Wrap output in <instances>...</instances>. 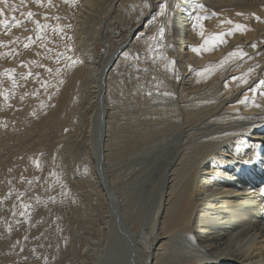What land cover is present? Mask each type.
I'll return each mask as SVG.
<instances>
[{
	"label": "rangeland",
	"instance_id": "1",
	"mask_svg": "<svg viewBox=\"0 0 264 264\" xmlns=\"http://www.w3.org/2000/svg\"><path fill=\"white\" fill-rule=\"evenodd\" d=\"M87 1L0 4V21L9 22L0 23V264H124L116 231L131 244L129 262L140 264L185 189L195 200L192 218L166 233L160 264H264V255L251 250L264 240V151L245 148L236 166L232 153L264 135V101L258 112L247 110L264 87L241 103L252 88L225 86L232 74H255L264 59V0H242V11L230 7L242 19L229 27L252 22L258 40H246L240 29L234 39L224 32L216 42L220 57L200 64L190 55V41L205 39L190 37L192 0ZM215 1L199 3L206 25L224 9ZM36 21L47 27L41 31ZM110 54L111 138L100 163L94 139L106 85L98 109L97 70L89 66L99 69ZM219 62L211 79H199V69ZM231 103L242 106L226 109ZM241 172L247 180L235 185ZM225 213L227 224L216 225ZM202 236L219 239L203 244Z\"/></svg>",
	"mask_w": 264,
	"mask_h": 264
},
{
	"label": "bare ground",
	"instance_id": "2",
	"mask_svg": "<svg viewBox=\"0 0 264 264\" xmlns=\"http://www.w3.org/2000/svg\"><path fill=\"white\" fill-rule=\"evenodd\" d=\"M92 0H88L86 5L90 4ZM157 1L158 0H151V2H153V5L157 4ZM204 1V0H203ZM208 1V0H207ZM202 0H192V2L190 3V8H192L193 10V14L194 15V21H192L193 24H189V28H190V32L192 33L190 35V37L193 39L194 38V34L195 33H198L200 34V25H203V31H204V35L205 37H211V36H215L216 34H223L222 38L224 36H226V34H224V32H227L229 35V37L231 38H236V36L238 35L237 33V28H233V27H229V23L228 21H235V22H238V21H241V14H240V11L239 12H236L234 11V9H230V7H233L235 6V9L236 10H241L240 9V4L242 3V0H216L215 2L219 5V7H221L223 10L222 13H218L216 18H213L212 16H209L208 18L211 19V23H209L208 25L204 24L203 23V19H201L199 22L197 21V17H206L208 12H205L206 10L203 9L202 7L200 8V5L199 3H201ZM82 3V2H81ZM152 4V3H151ZM150 4V5H151ZM85 5V6H86ZM149 5V4H148ZM160 5V4H159ZM209 5V4H208ZM189 6V5H188ZM229 8V9H228ZM242 8V7H241ZM148 9V8H146ZM185 10V9H184ZM243 11H245L243 9ZM244 14V12H243ZM263 14V13H262ZM146 15V14H145ZM143 15V16H145ZM212 15V14H211ZM214 19V20H213ZM193 20V19H192ZM88 21V20H87ZM206 21V20H205ZM251 21V20H250ZM243 23V22H242ZM245 24V23H244ZM138 26V24L136 25V27L134 29H136ZM243 26V25H241ZM252 26V22H251V25L250 27H244V36L246 38V40H253L254 38H256V35H257V30L255 28V30H253V28H251ZM264 26V25H263ZM262 26V27H263ZM264 28V27H263ZM139 29V28H138ZM135 31V30H134ZM239 32V31H238ZM262 32V31H261ZM132 33V32H131ZM135 33V32H134ZM260 33V32H259ZM241 34V33H240ZM241 34V35H242ZM130 35V32L128 34V37ZM242 35V36H243ZM131 36V35H130ZM201 36V35H200ZM127 37V38H128ZM202 37V36H201ZM258 37V36H257ZM126 38V39H127ZM257 39V38H256ZM140 40V39H139ZM138 40V41H139ZM142 40V39H141ZM140 40V41H141ZM188 40V39H187ZM195 40V39H194ZM223 40V39H222ZM230 40V38H229ZM245 40V39H244ZM245 40V41H246ZM258 40V39H257ZM185 41V40H184ZM224 41V40H223ZM190 55L191 56H194L197 57L199 59V64L200 63H203L204 60L208 57H211V56H218L220 54L219 50L221 49L219 47V49L217 48L219 45L217 44V47L215 46L213 49L211 50H204V49H201V51L198 53L196 51H193V47H201L202 45H204V40L202 43H200V45H196V44H193V41H190ZM231 42V41H229ZM261 42V41H260ZM198 43V42H197ZM249 43V42H247ZM262 43V42H261ZM228 44V43H227ZM246 44V43H243V45ZM247 45V44H246ZM260 46V45H259ZM263 46V45H262ZM223 47V46H222ZM225 47V46H224ZM264 47V46H263ZM225 49V48H224ZM261 49V48H260ZM115 50V49H114ZM223 50V49H222ZM248 50V49H247ZM112 51V50H111ZM253 51V50H252ZM113 53V52H112ZM223 53V52H222ZM221 53V55H222ZM112 55L113 54H110L106 60L104 61V63L102 64V66L99 67V69H96L94 68L92 65L89 66V70H97L96 72L93 71L91 73H95L94 77H95V84L96 86L94 87L95 89V92H94V98L96 100V107L98 106V109H99V94L101 93L100 90H101V87H102V76H103V71L105 70L106 67H108V65H110V63H112ZM90 56V53H86L85 54V59L84 61H87ZM220 57V55H219ZM209 59V58H208ZM119 60V59H118ZM197 60V59H196ZM226 60V59H225ZM255 60V59H254ZM224 61V60H223ZM251 61V60H250ZM253 61V60H252ZM120 61H116L115 64L112 66V71L117 67L118 63ZM198 62V60H197ZM213 62V61H212ZM86 63V62H85ZM209 63V62H208ZM251 63V62H250ZM222 62H219L217 65L216 64H208L207 66H205L203 68V70H200L199 69V72H198V68L197 69V75L199 77L200 80H209L211 79L215 73H217L219 71V69L221 68L222 66ZM249 64V63H248ZM226 65V64H224ZM245 66V65H244ZM243 66V67H244ZM256 66H258L256 68V72L255 74H253L252 72H247V73H244V74H241V75H237L238 73H235V74H232L233 77L227 79V82L225 84V86H231L233 85L235 82H240L242 85H244V89L247 87L248 85V88H252L250 90H247L245 93H244V96L242 97V101L243 100H246L248 98V96L250 97H253L255 94H254V91L261 87L263 88L264 87V84H261L260 82L261 81H264V59L262 62H260L259 64H257ZM224 68V67H223ZM247 68V67H246ZM210 71H206V70H209ZM242 70V69H241ZM111 71V70H110ZM189 71V70H188ZM195 71V70H194ZM237 71V70H235ZM239 71V70H238ZM76 75L79 74V70L75 71ZM109 74L106 76V82H105V85H106V93H105V106L104 107V116H105V128H104V142H103V147H104V153H105V156L108 152V148H109V143L110 142V129H109V122H111V117L112 116V113L110 112V108L108 106V99L109 97L111 96V90H110V81H111V72H108ZM223 78V77H222ZM226 80V78H225ZM208 83V82H207ZM236 85V84H234ZM226 86V87H227ZM264 90V89H263ZM190 91V90H189ZM235 92V91H234ZM243 92V91H242ZM103 95V94H102ZM241 95V94H240ZM263 93L260 94V97L255 101V102H252L250 103V106L247 108V110L249 111H255V112H258L256 111L260 106H262V102L264 101L263 99ZM103 98V99H104ZM231 99V98H230ZM229 100V99H228ZM233 101V100H232ZM228 102V101H227ZM236 101H234L235 103ZM248 102V101H247ZM230 103V102H229ZM233 103V102H232ZM230 104L228 106V110H235L239 105H241V103H236V104ZM110 104V103H109ZM224 104V103H223ZM247 104V103H246ZM242 106V105H241ZM107 110V111H106ZM96 113H97V108H96ZM101 117H102V113H101V102H100V110H98V113L96 114V127H95V150H96V154H97V157H99V152H98V143H99V137H100V132H99V128H100V121H101ZM256 134V133H255ZM264 136V135H263ZM263 136H261V134L259 136H256L254 137V139L251 141H245V142H242L240 145V147H238V149H236L233 153V158L236 159V160H239L238 162L236 161L235 163V166L238 165V164H242V161H243V155L241 154L243 152V150H245V148H251L250 150V153H252V155H254L255 151L257 150V148H262L263 151H264V143L262 142V139L264 138ZM252 139V138H251ZM246 140V139H245ZM261 149V150H262ZM248 150V149H247ZM228 155V154H227ZM253 157V156H252ZM213 161V160H212ZM219 161V160H218ZM249 161V160H248ZM106 162V161H105ZM220 162V161H219ZM250 162V161H249ZM249 162L247 163L245 161V163H247V165H249ZM230 164H233L232 162L228 163V166L229 168L231 167ZM226 167V166H225ZM227 169V168H226ZM210 172V171H209ZM209 174V173H208ZM246 175L243 174L242 172L239 173L236 178L234 179V184L237 185L238 182L239 184L240 183H243L244 181L247 180V176L246 178L244 179ZM204 181V180H203ZM206 181V180H205ZM208 183V181H207ZM262 184V183H261ZM198 187V186H197ZM196 187V188H197ZM201 195V197H203L205 195V182L200 186L199 188L197 189ZM192 194V193H191ZM247 194V193H246ZM245 194V195H246ZM169 196V195H168ZM171 200V199H170ZM177 203L176 205L173 206V209L172 211L168 212V214L166 215L165 217V220L162 222V225L164 227H167L166 228V231L163 230L162 233H160L153 241H152V247L153 248V252L152 253H148V255L143 259V257H141L143 259H141V263L140 264H160V259H161V256L163 255L162 251L164 250L163 247H165V243L163 242V240H165L167 237H166V233L167 232H170V231H173V230H176L178 228H185L188 224H189V220H190V217H191V214L194 210V204H195V200L193 199L192 195L188 194V190H184L181 192V194L179 195V197L176 199ZM242 204V203H240ZM263 204V203H262ZM237 205V204H236ZM166 211V209H165ZM164 215V214H163ZM226 213H225V216H223L222 218V222H218L216 225L218 226H222L224 225V223L227 221L225 218H228L226 217ZM192 218V217H191ZM225 220V221H224ZM161 222V220H160ZM204 222V221H203ZM235 223V222H234ZM227 224V222L225 223ZM155 225V224H154ZM233 225V224H232ZM231 225V226H232ZM163 227V228H164ZM221 227V228H222ZM154 229V228H153ZM170 229V230H168ZM187 229V228H186ZM205 229V228H204ZM119 230V229H118ZM195 230H197L198 232L197 233H200L199 231H201V228H196ZM223 230V229H222ZM216 231V230H215ZM117 232V241H118V244H120L122 250L120 252V254L122 253V257L124 259V264H132L130 263L129 261V257H130V245L128 244L129 241H127L125 239L124 236H121L120 233L118 231ZM153 232V231H152ZM206 232V230H205ZM126 234V233H125ZM153 234V233H152ZM151 234V235H152ZM156 234V233H155ZM221 234V233H220ZM212 235V234H211ZM206 236V235H205ZM208 236V235H207ZM210 236V235H209ZM213 236V235H212ZM215 236V235H214ZM204 239L202 242L200 243H208V242H213L215 241L216 239H219L217 236L216 237H204L202 236ZM127 238V237H126ZM149 238V237H148ZM152 238V237H150ZM128 239V238H127ZM225 239V238H224ZM262 239H264V236L262 235ZM146 241V240H145ZM201 241V240H200ZM122 242V243H120ZM148 242V240L146 241ZM151 242V241H150ZM218 242V241H217ZM203 243V244H205ZM148 244L147 243V247L145 246V249L148 248ZM151 244V243H150ZM145 245V243H144ZM204 246V245H203ZM210 247V244L207 245ZM251 250L253 249L255 251H257L260 255H264V240L262 241H259L257 242L256 244L254 245H251ZM132 247V246H131ZM134 248V247H133ZM205 248V247H204ZM119 249V248H118ZM149 249V248H148ZM152 250V248H151ZM146 252V251H145ZM148 252V251H147ZM256 252V253H257ZM257 253V254H258ZM116 254V253H115ZM119 255V254H118ZM133 255V254H132ZM191 261V260H190ZM194 263V262H193ZM183 264H192L190 262L188 263H183ZM196 264H200V263H197Z\"/></svg>",
	"mask_w": 264,
	"mask_h": 264
},
{
	"label": "snow or ice",
	"instance_id": "3",
	"mask_svg": "<svg viewBox=\"0 0 264 264\" xmlns=\"http://www.w3.org/2000/svg\"><path fill=\"white\" fill-rule=\"evenodd\" d=\"M22 2H23V0H22ZM48 2H49V4L51 5V0H48ZM65 2L67 3V2H69V0H65ZM72 2H75V0H72ZM35 3L36 4H38V5H41L42 4V0H35ZM0 4H4V5H9V0H0ZM202 8H203V6H201ZM164 8H165V6L164 5H162L161 6V8H160V15H163L164 14ZM12 10L13 11H15V8L13 7L12 8ZM4 12H5V10H4V8H0V16H4ZM23 15H26L28 18H32L33 16H35L36 14L35 13H33V12H27V13H24ZM13 21H15V25H17V26H19L22 22L21 21H19V20H17L16 19V17L15 16H13ZM57 19H59L58 17H57ZM201 19H207V17H197V21L199 22ZM257 19H259V17H257ZM0 23H2L5 27H8V20L7 19H4V20H2V21H0ZM228 23H232L231 21H228ZM36 24H37V28L38 29H40L41 31L45 28V27H47V25H41L40 23H39V21H36ZM200 28H201V30H200V35L203 37L204 36V31H203V25H200ZM236 28L237 29H240V30H244V26H241V25H236ZM60 31H62V29H59ZM163 34H164V30H163V28H161L160 29V32H159V35L160 36H163ZM222 36H223V34H216L215 36H211V37H205V39H204V45H202L201 47H193V51H196V52H200L201 51V49H204V50H211V49H213L215 46H216V42L217 41H219V42H223V40H222ZM40 39H43V37H39ZM0 46H2V45H0ZM26 47H27V45H25ZM256 45L255 44H253L252 45V47H255ZM60 55H63V54H60ZM231 55H247L246 53H232ZM67 59H68V61H70L71 62V64H76V63H79V62H81V61H79V60H77V59H74L73 57H67ZM57 62H59V56L57 57ZM174 63V62H173ZM10 71H13V70H10ZM48 71L49 72H51L52 71V69H48ZM57 72H59L60 71V69H57L56 70ZM206 71H210V69L209 70H206ZM251 71V70H250ZM10 74V73H9ZM29 76H31L32 74L31 73H29L28 74ZM24 78H27V77H24ZM45 86L47 85V82L45 81V82H42ZM261 84H264V81H261L260 82ZM13 84L15 85V80L13 79ZM227 86V85H226ZM151 93H149V95H150ZM5 99H7V97H5ZM244 101H241V103H243ZM37 166L39 167V164H38V162H37ZM9 195H11V193L9 194ZM23 207H25V208H27L28 207V205H26V204H24V205H22Z\"/></svg>",
	"mask_w": 264,
	"mask_h": 264
},
{
	"label": "water",
	"instance_id": "4",
	"mask_svg": "<svg viewBox=\"0 0 264 264\" xmlns=\"http://www.w3.org/2000/svg\"><path fill=\"white\" fill-rule=\"evenodd\" d=\"M113 63V62H112ZM111 65H109L107 67V69L104 71L103 77H102V90L104 91L105 88V80H106V74L108 71V68ZM101 113H102V117H101V121H100V128H99V132H100V137H99V143H98V152H99V157H98V161L100 163L103 162V158H104V147H103V142H104V128H105V116H104V105H103V97L101 99ZM119 222V220H118ZM129 241V240H128Z\"/></svg>",
	"mask_w": 264,
	"mask_h": 264
}]
</instances>
